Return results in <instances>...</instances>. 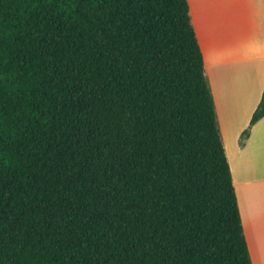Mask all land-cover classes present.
<instances>
[{
    "label": "trees",
    "instance_id": "trees-1",
    "mask_svg": "<svg viewBox=\"0 0 264 264\" xmlns=\"http://www.w3.org/2000/svg\"><path fill=\"white\" fill-rule=\"evenodd\" d=\"M0 264H253L189 0H0Z\"/></svg>",
    "mask_w": 264,
    "mask_h": 264
},
{
    "label": "crops",
    "instance_id": "crops-1",
    "mask_svg": "<svg viewBox=\"0 0 264 264\" xmlns=\"http://www.w3.org/2000/svg\"><path fill=\"white\" fill-rule=\"evenodd\" d=\"M189 3L205 58V72L214 96L220 129L225 125L227 131L233 120L227 118V111L222 109L220 94L216 92L219 79L216 75H225L230 94L237 95L243 89V84L250 86L247 96L251 103L250 116L234 141L229 130L225 131L231 141V150L224 142L223 127L221 136L231 166L253 264H264V117L251 126V115L264 92V0H189ZM222 31L223 40L218 38ZM221 52L225 55L231 52V55L224 60L217 59ZM223 69L225 73L222 75L219 71ZM240 69L245 70L242 75L238 74ZM247 125L249 134H245Z\"/></svg>",
    "mask_w": 264,
    "mask_h": 264
},
{
    "label": "rangeland",
    "instance_id": "rangeland-1",
    "mask_svg": "<svg viewBox=\"0 0 264 264\" xmlns=\"http://www.w3.org/2000/svg\"><path fill=\"white\" fill-rule=\"evenodd\" d=\"M223 33L220 32V36L218 35V38H222V40L225 38L224 37V31H222ZM231 55V52L227 53L225 55L224 52H221L219 54V57L217 56L216 58L220 60H224L226 56ZM209 60V59H208ZM218 66V65H217ZM215 66V68L217 67ZM225 65H222V68H224ZM217 69V68H216ZM245 70L240 69V71L238 72L239 75H242L243 72ZM220 74L223 75V73H225V69L219 71ZM219 79L217 81V94H220L221 97V105H222V109H225V111H227V118H231L233 120V123L230 125V127H228V133L232 136V140H235V136L237 134V132L239 131V129H241L243 127V125L245 124L246 120L248 119V117L250 116V107H251V103L249 102L248 99V93L250 92V86L248 87L246 84H243V89L238 91V94L236 95L234 94H230V85L228 84L227 79H224V76H220V75H216ZM209 80V78H208ZM210 83V82H209ZM248 87V88H247ZM247 88V89H246ZM222 109L220 108V113H222ZM233 110H238L239 112H233ZM231 113H233L234 115H232ZM252 117V115H251ZM221 126V123H220ZM223 127V136H224V142L226 143V145L228 146L229 150H231V141L228 138V135L225 134L226 131V127L225 125H222ZM221 127V129H222ZM247 128L246 130H249L250 132V128L248 127V125L245 127ZM226 131V132H227ZM232 157V155H231Z\"/></svg>",
    "mask_w": 264,
    "mask_h": 264
}]
</instances>
